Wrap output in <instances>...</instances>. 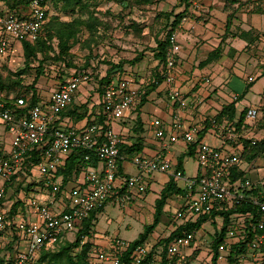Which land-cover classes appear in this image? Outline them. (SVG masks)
<instances>
[{
    "label": "built area",
    "instance_id": "built-area-1",
    "mask_svg": "<svg viewBox=\"0 0 264 264\" xmlns=\"http://www.w3.org/2000/svg\"><path fill=\"white\" fill-rule=\"evenodd\" d=\"M52 1L32 0L26 15L20 17L0 0V68L6 64L16 46L21 47L25 42L33 44L41 38ZM188 2L191 14L201 9V0ZM186 20L187 18L182 19L179 28ZM179 28L168 35L167 59L160 67L162 84L167 88V97L172 102L183 100V93L178 84V62L182 50ZM135 79L123 77L105 87L102 108L111 120L123 118L140 100L142 91ZM90 81L88 73L73 74L52 93L46 105H34L28 111L22 110L26 106L24 97L17 99L16 108L0 102V121L6 124L11 136L8 154L0 157V202L5 199L19 170L26 164L30 169H36L39 175L47 180L54 201L55 194L63 192L53 179L65 166L66 159L72 152L86 150L92 153L102 166L100 171L91 170L83 175L82 185L69 191L68 204L61 210H52L38 198L29 199V210L38 220L18 223L14 229L16 233L10 232L6 213L0 206V264H38L42 253L45 250H53L63 235L68 237L69 234H76L81 230L84 221L93 211L112 201L124 207L137 194L146 191L145 176L159 173L169 174L176 180L185 182L183 204L175 215V219L185 221L183 226L196 224L201 217H205L206 221L199 227L201 229L210 223L215 211L229 212L248 203L257 208L260 215L258 218L251 213L230 215L231 225L219 245L217 264H231L230 246L246 242L248 227L253 232L263 233L256 234L255 238L248 242L249 253L239 256L238 263L264 264V252L261 250L264 242V178L259 181L247 178L233 179V171L242 162L241 154L233 150L241 147L237 143L238 130L234 124L228 121L212 122L230 148H216L208 143H199L197 163L200 172L194 179H187L181 171L175 170L169 161L161 157L150 158L144 155H136L131 161L139 174L123 179L119 169L120 138L112 127L106 128L93 123L83 129L70 127L62 130L55 125L72 104L81 85ZM205 82L210 81L206 79ZM232 99L237 101L238 96L234 95ZM197 103L199 104L200 100ZM259 116L258 110L251 108L246 118L253 122L257 121ZM151 127L162 151H168L180 141L186 144L198 141V126L184 128L179 116L174 118L170 132H167L158 119L151 122ZM263 139L252 138L251 144L256 146ZM84 160L90 161L91 155L86 154ZM218 215L220 214L216 216ZM199 229L194 227L164 245L145 241L131 247V242L119 237L94 234L82 235L80 246H91L88 264H162L164 259L166 264H186L187 257L203 249L202 238L197 236ZM221 231L222 226L219 225L215 232L219 234ZM14 235L26 242V248L23 250L14 247L13 254L7 256V245ZM208 248L204 250L206 258L210 261L207 264H211L214 252L210 244Z\"/></svg>",
    "mask_w": 264,
    "mask_h": 264
},
{
    "label": "crops",
    "instance_id": "crops-1",
    "mask_svg": "<svg viewBox=\"0 0 264 264\" xmlns=\"http://www.w3.org/2000/svg\"><path fill=\"white\" fill-rule=\"evenodd\" d=\"M184 10L185 6L183 5L181 6L180 13ZM190 12L191 11L184 14L187 20L179 28V38L182 50L180 52L178 62V84L183 93L182 101L172 102L167 97V88L162 84L147 97V101L144 106L139 108L141 101L139 100L138 103L133 106L123 118L111 120L103 111L102 96L99 94L97 98H94V95L99 93V86L96 81H91L89 83L94 84L95 86V89L93 90L94 92H88L89 96L87 99L84 89L80 87L74 96L72 104L64 111V113L60 116V119H58L55 123V125L62 130H66L70 127L83 129L85 126L90 124H97L98 121L102 119L103 122H99V125L102 127H112V130L118 134L120 144L124 146V151L126 152L128 151V148L136 142L137 138H140L142 145L141 152L132 156L123 152L124 156H122L119 160L121 161V164L119 165L120 176H122L123 179L139 174L138 169L131 162L133 157L136 155H144L150 158L161 157L162 159L169 161L174 166L175 170L181 171L187 179L196 178L200 172L198 163L194 162V172L190 174L184 164L185 159L187 156L191 158L195 157L197 162V146L201 142L208 143L212 147L216 148H230L229 145L225 143L223 135L212 125V122L216 121L217 123H221L223 121H228V119L224 117L221 120H218L216 116H218L225 107L234 102H236L234 119L233 121L229 120L228 122L233 123L238 130L237 143L240 144L241 147L242 145L244 146L242 147V151H240L241 147H237V149L232 147L233 150H235L234 152H238L237 154H241L242 156L245 149V141H251L252 138H264V103H260L262 98L264 99V70L263 75H260L259 79L255 77L256 72L253 71V64H251V58L255 57V55L253 50H250L254 45H252V37H249V35L251 36L254 31H260L261 24L264 23V0H239L234 3L233 0H201V9L196 11L194 14H191ZM231 15L232 18L230 20L229 17H231ZM242 17L246 23V28L243 30L247 34L245 41L241 36L239 39V36L233 32L235 22L238 19L241 20ZM228 19L231 21V24L227 30L226 25L228 23ZM218 23H220V27L218 26ZM239 43H241V47H237V44ZM218 49L220 51L219 56L207 63L209 55ZM16 58L19 60L21 59V63L23 64L22 45L21 47L16 46L12 50L6 64L0 68V71L2 69L15 70L12 66L14 65L13 63ZM242 70H244V72ZM247 70L249 71L248 74H246ZM73 74L74 72L71 73L65 82H67ZM233 77L240 80L242 84L245 82L242 93L237 92L236 90L235 92H230L231 88L229 85L232 82ZM119 79L120 78L116 77L114 82L119 81ZM206 79H209L210 82L206 83ZM135 80L138 82L137 85L139 84L142 89V81H138L137 78ZM260 80L263 84L261 93L262 98L257 100V104H253L251 102L249 103V101L246 100V95L252 91L253 86L259 83ZM62 83L64 82L55 83L56 85L54 90L51 91L48 97L40 95V89L42 86L38 83V102L36 105H46L50 100L52 93L59 88ZM226 89H229L230 91L228 90L227 92ZM154 93L158 96L157 98L159 100V104L151 107L149 115L146 118H142V110L145 105L150 102V98ZM234 95H237L239 100L234 101L232 99ZM90 97L91 99H89ZM89 100H91L90 104ZM198 100H200L199 104L197 103ZM80 106L83 108L79 109L78 107ZM154 107H157L160 110V114L155 113L156 109ZM254 107L260 114L258 120L251 122L246 118L247 114H245L243 125L240 127L238 123L241 114L244 110L247 111ZM74 109H77V112L80 114L85 112L86 116L81 120H76L77 115L70 113V111H73ZM176 116L181 118L182 125L186 129L198 126V141L194 144H186L185 142L180 141L172 145L168 151H162L159 147L158 140L154 137L151 122L156 119L160 120L165 126L167 132H170V127ZM1 123L3 122L1 121ZM4 126L5 135L3 140H0V157L6 156L10 150L11 136L8 134L6 124H4ZM88 154L91 155V159L92 157H95L90 152ZM262 157L264 156L254 158V160L252 157L249 160L242 159L239 167L233 171L232 177L237 180L247 178L252 181H259L263 179L264 165H257V162ZM68 159H66L65 166L58 171L53 179L54 183L59 186L60 191L63 192L62 194H55L54 197L56 201L53 200L52 189L50 186V188L47 186V180L41 177L36 169H30V167H27L28 165L26 164L19 170L16 180L10 186L9 191L5 196V201L1 205L2 211L6 213L8 219L10 232L12 231L13 233H16L14 229L16 225L22 221L29 220L31 222H36L38 220L37 217L29 210L28 197L31 193H33L31 199L38 198L43 203L48 204L52 210H61L68 204L67 195L69 191L73 187L82 185L83 175L91 170L100 171L102 169L101 164L97 160V162H91V164H88L87 167L82 168L80 171L77 172V170H74L71 175H67L65 167ZM127 163H129L128 167L126 166ZM27 168L29 169L27 170ZM240 175L241 178H239ZM36 176H38L37 180L35 179ZM145 180L147 183L146 191L144 193L137 194L134 199L127 203L123 208L127 205H134V209L137 211V209L141 206L138 201H143V196L145 195H147V202L152 203L150 196L154 191L155 193H158V196L160 195L158 198L160 200L163 189L170 183H173L179 192L167 200L163 208V214L160 221L162 220L163 215H165L164 210L166 206L168 208L172 206L176 207L177 212L180 210L185 193V182L183 180H176L169 174L161 173L145 176ZM1 184L2 180L0 179V185ZM146 200L144 201L145 204ZM158 201L155 204H157ZM113 202L114 201H112V203ZM108 203L98 209V213L94 218L97 231L95 234L109 236L106 233H100L98 230V216L105 209ZM147 209L148 208L140 207L138 210L139 216L142 215V219L144 220L145 217L148 218L145 215L148 214ZM155 212L156 205L155 211L153 212L154 215ZM152 217L153 215L151 218ZM151 224L152 223L145 224L144 227ZM212 224L214 225V223ZM180 227L181 226H173V228L168 227V231L161 235L158 233L156 234L154 230L156 235L153 234L149 236L146 241L151 244H161L164 239L169 238L170 235L177 231ZM203 228H207L206 224L202 227V229ZM215 231V227L214 230L208 229L207 235H210L212 240L214 239V235H216ZM73 238V240H75V236ZM9 242L10 244L7 245L6 251L7 256L11 253L13 254L14 247H20L23 250L26 248V242L21 240L19 236H12ZM209 244L211 243L209 242ZM261 250L264 252V242L261 246ZM197 253L198 252L195 251L189 256V258L187 257L186 264H201L196 262V260L200 259V255L196 257ZM202 256L200 260L203 258L205 261L204 262L202 260V262L205 264L210 263L209 260L206 262L207 258L205 253H203Z\"/></svg>",
    "mask_w": 264,
    "mask_h": 264
},
{
    "label": "rangeland",
    "instance_id": "rangeland-1",
    "mask_svg": "<svg viewBox=\"0 0 264 264\" xmlns=\"http://www.w3.org/2000/svg\"><path fill=\"white\" fill-rule=\"evenodd\" d=\"M181 6H183L182 0H157L156 3L151 6H135L129 2L121 5L118 0H93L89 8L84 10L78 9L74 14H66V12L64 13L61 10H56V14H59L58 21L68 23L76 19V21L79 22L84 21L83 23H85V25H83V28L81 27L77 37L71 40L72 48L70 50V56L67 57V59L63 61H54L49 58L47 61H44V74L36 81L42 86L40 95L43 97H48L50 95L51 91L54 90L55 83L60 82L59 74L62 71H65V74L67 73L66 75L68 76L70 75L69 73L75 70L92 73L94 76L93 80L95 81L96 76H104L112 66L116 65L124 66L125 73L123 77L129 76V78H137L138 81H142V83L146 85L149 82L150 75H154L156 68V62L152 51L156 48L157 42L164 40L170 28L169 23L173 21L174 15L180 12ZM219 24L220 23H218V26ZM263 26L264 23L261 24L262 29L260 27V31H254L251 36L249 35V37H252V45H254L250 50H253L255 55V57L251 58V64H253V71L256 72L255 77L258 79L260 75H263L264 70ZM244 28H246V23L242 17L241 20L238 19L235 22L233 32L239 36V39L241 36L245 41L247 34L243 31ZM54 44L56 43L54 42ZM237 47H241V43L237 44ZM140 54H142L140 62L134 66L130 65L129 62ZM49 55L55 56L56 52L51 51ZM46 56L45 53L38 54V59L42 60ZM40 60L32 62L31 68L24 78L25 84L32 83L34 78H36L37 67L39 66L38 61ZM13 64L12 67L14 69L21 67V59L19 60L16 58ZM242 71L244 72V70ZM248 73L249 71L247 70L246 74ZM7 75L8 74H6V76ZM243 86H245V82L242 84L240 80L233 77L229 85L231 91L228 90L230 92H235L236 90L242 93ZM81 88L84 89V93H86V98L88 99V92H94L95 86L94 84L83 83ZM262 89L263 84L260 80L259 83L253 86L252 91L246 95V100L249 101V103L257 104V100L262 98ZM228 90L226 89L227 92ZM8 95H10V93ZM98 95L99 93H96L94 98H97ZM0 96H3V94L0 93ZM5 96H7V94ZM157 97L155 93L151 96L150 102L145 105L142 110V118H146L149 115L151 107L159 104ZM89 99H91V97ZM90 103L91 100H89V104ZM260 103H264L263 98ZM154 108L156 109L155 113L160 114V110L157 107ZM4 130L5 126L0 121V140L4 138ZM194 162L197 163L195 157L191 158L187 156L185 159L184 164L190 174L194 172ZM257 165H264V157L257 162ZM126 166L128 167L129 163H127ZM37 178L38 176L35 177L36 180ZM32 194L33 193L29 195V199L33 196ZM146 197L147 195L143 196V201L138 202L141 204L140 207L148 208V214H145L148 218L145 217L144 220L142 219V215L139 216L138 210L140 207L136 211L134 205H127L123 208L119 203L111 202L107 204L105 209L98 216L99 232L102 234L106 233L109 236L114 235L127 242L137 239L139 235L144 232L145 224L153 223L155 203L159 200L158 198L160 195L158 196V193H155V191L152 192L150 196L152 203L147 202ZM144 199L146 200V204L144 203ZM166 207L164 210L165 215H163L162 220L155 229V233L159 235L165 234L168 231V227L183 226L185 223L184 220L175 219L177 213L176 207ZM152 215L153 217L151 218ZM223 222V216H213V219H211L210 223L206 224V227H211L208 229L214 230V227L218 228L219 225L223 226ZM212 223H214V225ZM187 225L191 226L192 224ZM207 228H196L199 229L197 231V236L201 237L203 241V249L197 250L198 253L196 255V257L200 255V259L203 253H206L204 249H209V242L211 246L215 240H212L211 236L207 235ZM155 233L153 231L150 236L153 234L156 235ZM74 236L75 234H69L65 239L73 241ZM213 247L214 245L211 246L212 250ZM52 251L59 252L60 249L54 247ZM90 251L91 246L89 252ZM77 253L76 251H70L69 253H64V256L59 258L49 257L44 264H68L67 255L75 257ZM200 259L196 260V262L201 264L205 262L203 258L202 260L204 262ZM208 260L207 258L206 262H208Z\"/></svg>",
    "mask_w": 264,
    "mask_h": 264
},
{
    "label": "trees",
    "instance_id": "trees-1",
    "mask_svg": "<svg viewBox=\"0 0 264 264\" xmlns=\"http://www.w3.org/2000/svg\"><path fill=\"white\" fill-rule=\"evenodd\" d=\"M5 5L9 8L10 11H13L14 13L18 14L20 17H24L26 15V12L29 8L30 2L32 0H2ZM93 0H53L51 2L49 11L47 13V20L44 25L43 33L41 38L31 44V43H23V64L21 67L15 69V70H10V69H2L0 71V93L3 94V96H0V102H4L7 104V106L11 108H16L17 106L15 105L17 99L19 97H24L26 100V106L22 109L23 111H28L29 108L32 106L36 105L38 102V88H37V80L39 77H41L44 74V61H47L49 58L54 60V61H63L67 59V57L70 56V50L72 48L71 45V40L75 39L78 35V32L81 30V27L83 28L85 23L84 21H71V22H61L58 21V16L56 14V10H61L62 12H66V14H74L76 10H84L87 9L91 6ZM157 0H118V2L122 5L125 4L126 2L132 3L135 6H151L156 3ZM231 1V0H228ZM239 0H233L234 2H238ZM182 5L185 6V10L182 13H178L174 15V19L170 24V28L167 31V35L165 36L164 40H161L157 42L156 48L153 49V56L154 60L157 63L156 68H155V73L154 75H150L149 82L145 85V83L142 85V93L140 95V105L139 108L144 106V104L147 101V97L154 92L158 87L161 86L162 84V79L160 76L159 72V67L161 65L166 63L167 59V51L169 47V41H168V35L177 30L179 28V25L182 21L183 18H185L184 14H187L190 11V4L188 0H182ZM230 20L232 18L229 17ZM58 23V25H57ZM231 24V21L228 19V23L226 25V29H229V26ZM54 42L56 44H54ZM56 52L55 56H50V52ZM46 54L47 56L44 57L42 60L38 59V54ZM220 54L219 49L214 51L212 54L209 55L207 59V63L211 62L212 60L216 59ZM142 54L136 56L134 59H132L129 64L134 66L141 60ZM37 60L39 62V66L37 67V76L34 78L33 82L30 84H25L24 83V78L25 75L29 72L31 68L32 62H35ZM70 66V65H68ZM74 74L80 73V72H85V71H73ZM72 72V73H73ZM86 73V72H85ZM125 69L124 66L122 65H116L112 66L111 69L107 71V73L104 76H96V82L99 86L98 92L100 96H103L104 94V89L107 85L111 84L114 82V79L117 78H122L124 76ZM6 74H8L6 76ZM67 74V73H66ZM65 71H62L59 75V81L60 82H65V80L71 75H66ZM91 81H94V76L91 73H88ZM119 79V80H120ZM90 81V82H91ZM158 82V84H156ZM19 88V89H18ZM10 93V95H8ZM7 94V96H5ZM239 100V99H238ZM235 103L230 104L229 106L225 107L223 111L216 116L218 120H221L223 117L227 118L228 121L231 120L233 121L234 115H235ZM79 109L83 108L82 106L78 107ZM248 110L245 111L241 114L240 120L238 125L241 127L244 122L245 114H247ZM71 114L77 115L76 120H81L86 116V113H79L77 112V109H74L73 111H70ZM79 114V115H78ZM102 123L103 120L101 119L98 121ZM106 128L109 126H105ZM203 133V132H202ZM201 133V134H202ZM141 139L137 138L136 142L131 145L128 148V151H124V146L120 144V156H124L123 152H126L128 155L132 156L134 154L140 153L142 150V145H141ZM245 149L242 154V159L249 160L251 157L254 160V158H259L261 156H264V139L262 142H260L258 145L253 146L251 144V141H245ZM89 152L86 150H75L71 155L69 156V159L67 160V164L65 167L66 174L71 175L74 170L80 171L82 168L87 167L88 164L97 162V159L95 157H92L90 161H85L84 157L86 154ZM121 164V161H119V165ZM241 178V175L240 177ZM236 180L235 178H233ZM179 190L175 187L173 183H170L168 186H166L161 194V198L156 204V212L154 215V222L146 226L144 228V232L139 235V237L131 242V247L137 246L141 243H144L147 238L150 236V234L155 230V228L158 226L161 216L163 214V208L167 202V200L173 196L174 194H177ZM5 199H3L0 202V206L4 203ZM101 210V209H100ZM98 213V210L93 211L91 213V216L86 219L83 223V228L79 230L75 234V240L74 241H68L65 239L66 235H63L61 240H59L56 244L55 247L59 248V252H53L52 250H45L41 258L38 262V264H44V262L49 258H59L64 256V253H69L70 251H76L78 252L75 257H71L70 255H67V261L68 264H88V253L90 249L89 244H85L83 246H80V238L82 235H94L96 231V223L94 222V218L96 214ZM246 214V213H251L253 214L256 218L260 217L258 213V209L253 207L251 204H244L241 207H237L235 209L230 210L229 212L227 211H222V212H217L215 211L213 213V216H216L217 214H220L221 216L224 217V223L222 226V231L219 234H216L214 237V242L212 245L213 247V252L214 256L212 258L211 264H217V258H218V248L219 245L223 242V240L226 237L227 231L230 226V214ZM206 221L205 217H201V219L196 223L192 224L191 226L185 225L181 226L177 231L172 233L169 238L164 239L163 242L161 243L164 245L165 243L169 242L176 236H179L183 234L186 231L192 230L195 228H199L203 222ZM258 233H263L258 232ZM256 232H253V230L248 227L247 229V235H246V242H240L237 244H234L230 246V253H229V261L231 264H239L238 258L241 255L248 254L249 249L247 247V244L249 241L255 238V235L258 234ZM61 247V248H60ZM162 264H166L165 259L163 260Z\"/></svg>",
    "mask_w": 264,
    "mask_h": 264
}]
</instances>
